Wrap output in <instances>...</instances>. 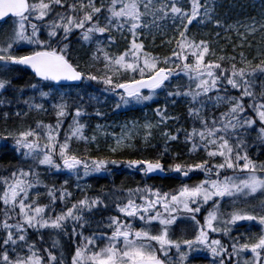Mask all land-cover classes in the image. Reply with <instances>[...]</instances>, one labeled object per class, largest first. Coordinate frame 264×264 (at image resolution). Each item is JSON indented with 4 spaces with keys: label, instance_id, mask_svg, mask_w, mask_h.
<instances>
[{
    "label": "snow or ice",
    "instance_id": "6c2138e0",
    "mask_svg": "<svg viewBox=\"0 0 264 264\" xmlns=\"http://www.w3.org/2000/svg\"><path fill=\"white\" fill-rule=\"evenodd\" d=\"M217 5L218 0H0V119L7 122L10 116L3 108L15 106L12 115L18 118L34 112L53 120L0 133V152L11 151L27 165L0 175V264H197L206 257L210 264H264V162L249 155L252 148L264 150V80L259 79L264 77V48L254 65L243 52L239 61L235 55L206 60L216 56L211 40L189 35L194 23L212 25L237 33L241 43L233 51L245 43L251 48L249 36L260 32L264 39V19L225 28L217 18ZM165 27L175 33L161 42L170 46V54L146 51L145 34L154 43L153 30L163 37ZM74 41L93 49L89 67L102 65L95 74L73 63ZM29 70L32 80L18 87L14 80L21 77L13 74ZM181 77L187 85H172ZM94 85L103 86L95 92L117 99L115 110L157 104L155 121H125L119 133L82 122L106 115L85 106V95L97 103L99 95L77 92L70 103L71 93L65 89ZM257 87L259 95L253 90ZM180 101L185 102L190 126L170 130V123L178 124L181 117L170 116L169 106ZM222 106L226 111L210 114ZM101 137L108 155H78L72 147L82 143L85 152L95 146L99 153ZM173 145L179 150L173 151ZM149 150L155 158H112ZM201 153L195 163H168ZM120 168L145 180L160 176L181 183L168 191L145 183L121 189L119 196L84 193L79 199L69 190L72 177L76 191L83 192L82 176L111 175ZM61 173L69 179L59 187L41 179ZM192 174H203V179L185 183ZM257 196L256 204L248 203ZM42 198L48 203L40 204ZM242 203L245 207H238ZM112 211L115 215H104ZM180 223L194 225L192 238H173ZM240 227L246 231L233 236ZM45 233L50 247H38L45 244ZM62 240L75 249L70 262Z\"/></svg>",
    "mask_w": 264,
    "mask_h": 264
},
{
    "label": "trees",
    "instance_id": "16d2710c",
    "mask_svg": "<svg viewBox=\"0 0 264 264\" xmlns=\"http://www.w3.org/2000/svg\"><path fill=\"white\" fill-rule=\"evenodd\" d=\"M238 1V0H235ZM258 3H261V0H257ZM254 13V12H251ZM217 30V28H213L207 30L206 32L208 34H206L205 36H201L200 34L197 35H191L189 33L190 36H194L197 41H199L200 39H205V40H209L212 39V34L215 33V31ZM211 33V35L209 34ZM146 43V41H144V44ZM216 41L212 42V47L214 49V51L216 52V56L215 57H206V60L208 59H216L217 57L221 56V55H226L228 52H230V50H226V51H221L218 44ZM221 47V46H220ZM264 48V47H263ZM118 49L120 51H122L121 49H123V46L118 47ZM170 48H167L166 46L162 47L161 45L157 46H153L150 44H145V50L152 53L153 55H160V56H164V55H169L170 54ZM230 49V48H229ZM93 51L92 48H89L87 45L81 46L79 44H77L75 41L73 42V48L70 52V55L72 57L73 63H79V65L81 66V69L84 70L85 72L87 71H92L94 74L96 73V68L98 67H102V65H96V67H89V65L91 64V60H90V55L91 52ZM113 52L117 51V48H113L112 49ZM228 55V54H227ZM248 60V59H247ZM255 59L254 60V64L258 63L259 60ZM239 61V60H237ZM191 62V61H190ZM253 64V65H254ZM224 66L228 67L229 64L227 61L224 62ZM238 67L242 66L239 63L237 64ZM13 75H18L21 78L14 80V83L20 87V86H24L26 85L29 81L32 80V73L29 71L26 72H17L14 73ZM259 79L264 80V77H260ZM186 78L181 77L179 79L173 80L172 81V85H181V86H185L186 83ZM102 85H94L93 87L90 88H85L83 86H81L80 88V93L81 95H84L85 92L89 93V94H98L99 93L95 92L94 89L95 88H102ZM76 88V87H73ZM73 88H70L71 92ZM254 91L256 92L257 95H259L261 89L259 87L254 88ZM75 93V92H74ZM232 93H236V92H232ZM27 95V94H26ZM76 95V94H73ZM76 98V97H75ZM72 98V99H75ZM112 99V100H108V99ZM109 98V96H106L105 99H103L104 103L101 106H94L92 104V102H89L87 99V96H84V103L85 106L88 107V111L94 113L96 111L97 108L100 109V111L104 112L106 115L104 116V118H96V117H91L89 120L87 121H82V122H86L89 123L91 125H95V124H99V123H103L105 121H113V120H117V119H122V118H127L135 113H132L133 111H137L136 113L142 112V111H149V110H153L155 107H157V104H150L149 107H141V106H132L131 108H121L119 110H115V104L116 102H112L114 101V98L111 96ZM39 102V101H37ZM69 102L71 103V99L69 100ZM164 105V94L161 93L159 96V106L163 107ZM16 107L12 106L10 108H3L4 112H8L9 116L12 115V113L14 111H16ZM226 111L225 107H221L219 109H213L212 111L209 110L210 114L211 113H215V115H219L220 112ZM168 114L170 116H179L181 117L180 122L177 123H170V130H174L177 127H189L190 126V121L187 119V113H186V105L185 102L180 101L175 107H171L169 106L168 109ZM44 120L45 123H49V122H53L52 118L48 115H44V114H36V117L34 119H27L24 117L18 118L16 116H14L13 120H8L7 122L4 121L3 119H0V133H4L5 130H15L18 126H22V127H27L29 125L31 126H35V121L36 120ZM70 119V118H69ZM182 139V137H181ZM10 142V141H9ZM157 141L154 140L153 143H156ZM73 149L75 151H77L78 155H88L91 154L93 156L95 155H108V153L106 151H102V153H97L96 151H94L95 149H93L94 147H91L90 152H85V145L80 143H73L72 145ZM137 148L141 147V144L138 143ZM173 151H177L179 150L177 148V146L173 145ZM255 152H259L257 157L253 155V153ZM7 154V155H6ZM249 155L250 157L255 160L257 159V161L260 162H264V150H251L249 151ZM196 156V155H195ZM203 154L201 153L199 155V159H192V158H188L187 155H183L181 156L178 160H169L168 163H194L195 161H199L200 158H202ZM112 158L115 159H140V158H155V152L149 150V151H139V152H131L128 153L126 152L123 156H114ZM20 167H24L25 169L27 168L26 164H21L19 158L16 156V154H14L11 151L8 152H0V175H9L11 171L16 170ZM63 176V178L61 179L62 181L64 179H69L66 178L64 175L65 174H61ZM104 174H100V175H91L90 177H88V179L86 181L87 184L85 186H80L83 189V192H79L76 191V189H74L76 182L74 177H72L71 179H69V190L73 192L74 197L76 199H79L83 196L84 193H87L88 195L92 196V195H96V194H100V193H112L114 196H119L121 195L120 191L121 189H128V188H135L137 186H143L145 183H147L148 185H155L157 187L163 186V190L164 191H168L171 189H174L176 187H178L181 183L180 179H171V178H161L160 176H155L152 179H147L145 180V178L142 177V175L138 172H134V171H130L127 169H116L113 171V173L111 174V176H114L115 178L113 179L112 177L107 179L105 177H103ZM96 178H102V179H97ZM41 179L43 180V182L45 184L51 185L52 183H55L57 187L60 186L61 180H58V177L52 176V175H48V176H42ZM83 181V180H80ZM185 182V181H184ZM45 191L44 188H40V192L43 193ZM40 204H47L48 201L47 199H40L39 201ZM2 206V205H0ZM60 210V205H57V211ZM105 216L107 215H115V212H108L104 214ZM0 219H2V216H0ZM188 225L187 223H180L178 224V226H174V232L175 234L173 235V238H178L181 235H183V233L180 231V229H187ZM185 233V232H184ZM85 235H90V232L88 230H85ZM183 237L185 238L186 235H183ZM36 236L33 235L32 236V240H35ZM79 241L77 240V243ZM61 243L64 246V252H65V256L67 257L68 261L70 262V254L74 253V247L65 242V241H61ZM51 244V238L49 236V234L45 233V244L43 245H38V247H50ZM197 264H207V260H199L197 261Z\"/></svg>",
    "mask_w": 264,
    "mask_h": 264
},
{
    "label": "rangeland",
    "instance_id": "374dc122",
    "mask_svg": "<svg viewBox=\"0 0 264 264\" xmlns=\"http://www.w3.org/2000/svg\"><path fill=\"white\" fill-rule=\"evenodd\" d=\"M251 12H254V13H251ZM216 13H217V18L223 22V24L225 25V28H226L228 25H239V24H243V23H250L252 18H255L257 22H260L262 19H264V6H262V3H258L257 0H238V1H235V0H218ZM4 27H7V25H5ZM209 29H212V25L198 26L194 23L192 26H190L189 33L191 35L192 34L193 35H195V34L199 35L200 34L201 36H205L206 34H208L206 31ZM163 31H166L167 35L161 37L158 33H155V30H153V33L156 35L154 43H153L152 36L145 34V36H146V38L144 39V41H146L145 44L147 45L150 42V44L153 46H155V45L159 46V45H161L162 39H169L175 35V33L172 31L171 28L165 27L163 29ZM240 31H243V28H241ZM216 32L220 33L219 38H217L215 36ZM215 33L212 34V39H210V37H209V40H211V42L216 41L218 46L219 45L221 46V47L219 46L221 51H222V49H223V51H226V50L229 51L230 50V52H228L227 53L228 55L226 54V56L235 55L237 60H240L238 53L243 52L244 56L249 61H254L256 59V57L258 56V50L264 47V39H262V34L260 32H257L255 37L249 36L247 38L248 41L252 42L251 48H249L248 44L245 43L243 48L237 47L235 49V51H233V45H239L241 43L240 39L237 38V33L235 31H233V30L225 31L224 29L221 28V29H217L215 31ZM117 40L119 41V37H117ZM121 46H123L122 42L118 44V47H121ZM166 47L170 48V46H166ZM121 50H123V49H121ZM185 83L187 85V83H188L187 79H186ZM65 90L69 91L71 93L70 99L75 98L76 95H73V94H77V92L80 91V89H78V88L72 89V91H74L75 93L71 92L70 89H65ZM30 94L31 93H27V95H30ZM231 94L232 95H239V93H237V92L231 93ZM92 95H98V94L92 93ZM105 97H106L105 95H99V103H97L96 101H91L92 103H94L92 105H94L96 107L101 106L104 103L103 99H105ZM110 97L111 96H109V98ZM113 98H114V101H112V102L115 103L117 99L115 97H113ZM108 100H112V99L110 98ZM244 102H245V104H247L249 101L247 99H245ZM45 106L47 107V105H45ZM212 110L213 109H210V111H212ZM136 112L137 111H133L132 113H135V114H133L127 118L117 119V120L108 121V122L105 121V122L99 123V124L107 126L104 130L109 132V133H111L113 131L119 133L120 126L125 121H131L134 119H139L141 121H144L145 119L155 121V119H156V117L154 116L153 110L142 111L139 113H136ZM35 117H36V113L33 112L29 116L24 117V118L34 119ZM13 118H14V115H11L9 120H13ZM65 127H66V125H65ZM86 134L91 135L92 129L90 128ZM255 135H256L255 132H252L250 134L251 137H255ZM9 143H11V141ZM107 143L110 144V143H112V141L108 140ZM249 143L250 144L252 143L251 139H249ZM93 147H94L93 149H95V146H93ZM100 147H101L102 151L107 152L103 137H101V140H100ZM256 149L257 148H254V150H256ZM251 150H253V148ZM102 151L100 153H102ZM258 153L259 152L254 151L253 155L257 157ZM198 157L199 156H197V155L196 156L195 155L188 156V158H192V159H199ZM255 161H257V159H255ZM195 162H198V160ZM257 162L259 163L260 161H257ZM39 171L43 172L44 169H39ZM61 174H63V173H61ZM61 174L56 175L58 177V180L59 179L61 180L63 178V176ZM194 175L196 176V178H194L192 180H186L185 183L193 184V183L198 182L200 179H203V174H194ZM64 176L66 178H69L66 174ZM61 183H62V180H61ZM79 183H80V186L86 185V182H84V181H79ZM74 189H76V185H75ZM110 194L112 196H114L112 193H110ZM259 199H260L259 196H257L256 198H250L248 203L249 204H256ZM238 207H245V205L242 203V204H239ZM224 210L230 211L231 209L225 207ZM187 225H188L187 231H185V233L183 232V235H186L185 238L194 234V231H193L194 225H190V224H187ZM137 226H139V225H137ZM253 229H255L254 230L255 232H257L259 230L258 227H252V231H253ZM244 231H246V228L243 230V232ZM232 235L235 236L234 234H232ZM212 238H214V234H213ZM225 243H227V242H225ZM209 258L206 259L207 264H210Z\"/></svg>",
    "mask_w": 264,
    "mask_h": 264
},
{
    "label": "flooded vegetation",
    "instance_id": "af4514ba",
    "mask_svg": "<svg viewBox=\"0 0 264 264\" xmlns=\"http://www.w3.org/2000/svg\"><path fill=\"white\" fill-rule=\"evenodd\" d=\"M194 178H196V176H195L194 174H192V179H194ZM192 179H191V180H192ZM245 228H246V227H240L239 229L234 230L232 234L236 235L237 232H243V230H244ZM254 230H255V229H253V231H254ZM254 232H255V231H254ZM193 235H194V234H192L191 236H189V237H187V238H192ZM214 237H215V238L222 239L223 241L227 242V239L224 238V237L218 236V235H216V234H214ZM204 259H205V258H204ZM204 259H202V260H204Z\"/></svg>",
    "mask_w": 264,
    "mask_h": 264
},
{
    "label": "water",
    "instance_id": "95a60500",
    "mask_svg": "<svg viewBox=\"0 0 264 264\" xmlns=\"http://www.w3.org/2000/svg\"><path fill=\"white\" fill-rule=\"evenodd\" d=\"M65 84H67L68 82H64Z\"/></svg>",
    "mask_w": 264,
    "mask_h": 264
},
{
    "label": "bare ground",
    "instance_id": "6f19581e",
    "mask_svg": "<svg viewBox=\"0 0 264 264\" xmlns=\"http://www.w3.org/2000/svg\"><path fill=\"white\" fill-rule=\"evenodd\" d=\"M252 63L254 64V61H252Z\"/></svg>",
    "mask_w": 264,
    "mask_h": 264
}]
</instances>
